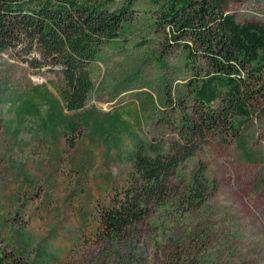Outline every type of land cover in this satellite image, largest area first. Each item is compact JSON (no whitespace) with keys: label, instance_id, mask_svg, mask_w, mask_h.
I'll list each match as a JSON object with an SVG mask.
<instances>
[{"label":"rangeland","instance_id":"obj_1","mask_svg":"<svg viewBox=\"0 0 264 264\" xmlns=\"http://www.w3.org/2000/svg\"><path fill=\"white\" fill-rule=\"evenodd\" d=\"M228 12L264 25V0ZM159 51L142 14L90 65L94 89L76 112L55 75L0 53V264H264V105L240 138L208 135L182 165L180 181L207 165L206 206L182 218L158 209L126 240L99 237V213L126 185L137 148L180 139L166 96L178 102L191 74L174 55L160 64ZM198 235L203 246L191 245Z\"/></svg>","mask_w":264,"mask_h":264},{"label":"trees","instance_id":"obj_2","mask_svg":"<svg viewBox=\"0 0 264 264\" xmlns=\"http://www.w3.org/2000/svg\"><path fill=\"white\" fill-rule=\"evenodd\" d=\"M242 1L0 0V53L34 72L55 75L69 112L89 101L90 65L142 14L158 37L160 64L174 55L191 74L178 90V102L166 96L180 139L137 148L126 185L99 213L102 240L128 239L158 209L182 218L213 198L205 163L199 161L188 180L177 175L208 135L238 139L263 109L264 25L239 23L228 12L231 3ZM201 238L195 236L191 245L203 246ZM180 256L190 253L186 249Z\"/></svg>","mask_w":264,"mask_h":264}]
</instances>
